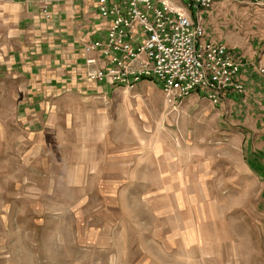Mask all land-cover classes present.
<instances>
[{"label": "rangeland", "instance_id": "rangeland-1", "mask_svg": "<svg viewBox=\"0 0 264 264\" xmlns=\"http://www.w3.org/2000/svg\"><path fill=\"white\" fill-rule=\"evenodd\" d=\"M203 21L264 58V5ZM16 28L0 4V264H264V75L219 103L155 80L67 89L27 118Z\"/></svg>", "mask_w": 264, "mask_h": 264}, {"label": "built area", "instance_id": "built-area-1", "mask_svg": "<svg viewBox=\"0 0 264 264\" xmlns=\"http://www.w3.org/2000/svg\"><path fill=\"white\" fill-rule=\"evenodd\" d=\"M216 0H96L103 38L85 45L87 78L134 88L155 80L169 97L194 92L214 103L247 91L245 60L227 43L208 38L203 18ZM264 5V0H253ZM48 6L45 15H49ZM264 75V64L257 65Z\"/></svg>", "mask_w": 264, "mask_h": 264}, {"label": "crops", "instance_id": "crops-1", "mask_svg": "<svg viewBox=\"0 0 264 264\" xmlns=\"http://www.w3.org/2000/svg\"><path fill=\"white\" fill-rule=\"evenodd\" d=\"M0 4L17 23L13 36L19 43L8 62L10 69H16L11 75L25 79V96L18 108L27 118L33 111L49 110L51 97L67 89L88 93L106 86L87 78L86 59L98 53L87 51L85 45L106 34L96 0H0ZM259 64L264 58L251 65L245 61L243 76L249 79L248 72L256 74Z\"/></svg>", "mask_w": 264, "mask_h": 264}]
</instances>
